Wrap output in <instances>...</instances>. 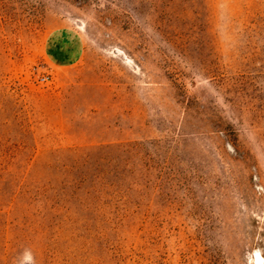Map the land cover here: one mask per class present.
<instances>
[{
  "label": "rangeland",
  "instance_id": "rangeland-1",
  "mask_svg": "<svg viewBox=\"0 0 264 264\" xmlns=\"http://www.w3.org/2000/svg\"><path fill=\"white\" fill-rule=\"evenodd\" d=\"M256 251L264 0H0V264Z\"/></svg>",
  "mask_w": 264,
  "mask_h": 264
},
{
  "label": "bare ground",
  "instance_id": "bare-ground-1",
  "mask_svg": "<svg viewBox=\"0 0 264 264\" xmlns=\"http://www.w3.org/2000/svg\"><path fill=\"white\" fill-rule=\"evenodd\" d=\"M253 261L256 264H264V257L258 251H256V253L253 254Z\"/></svg>",
  "mask_w": 264,
  "mask_h": 264
},
{
  "label": "built area",
  "instance_id": "built-area-1",
  "mask_svg": "<svg viewBox=\"0 0 264 264\" xmlns=\"http://www.w3.org/2000/svg\"><path fill=\"white\" fill-rule=\"evenodd\" d=\"M49 79H50V76L49 75H43L41 77V81H49Z\"/></svg>",
  "mask_w": 264,
  "mask_h": 264
},
{
  "label": "crops",
  "instance_id": "crops-1",
  "mask_svg": "<svg viewBox=\"0 0 264 264\" xmlns=\"http://www.w3.org/2000/svg\"><path fill=\"white\" fill-rule=\"evenodd\" d=\"M58 34L55 35V37H57Z\"/></svg>",
  "mask_w": 264,
  "mask_h": 264
}]
</instances>
